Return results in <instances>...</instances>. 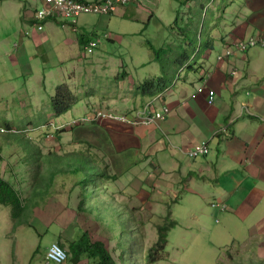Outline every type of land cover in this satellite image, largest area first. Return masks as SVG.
I'll list each match as a JSON object with an SVG mask.
<instances>
[{
    "label": "rangeland",
    "instance_id": "rangeland-1",
    "mask_svg": "<svg viewBox=\"0 0 264 264\" xmlns=\"http://www.w3.org/2000/svg\"><path fill=\"white\" fill-rule=\"evenodd\" d=\"M150 1L152 13L142 14L140 20L82 15L76 30L60 26L53 29L55 35L62 37L57 45L51 37L52 41L39 47L22 35L26 5L0 0V127L19 132L0 134V175L20 191L28 212L24 217L26 223L18 224L12 219L11 208L0 204V264H45L47 249L58 243L59 236L71 242L83 232L94 242H103L116 264H148L146 257L151 251L150 258L157 260L152 264H264V203L246 218L230 216L220 208L213 214L216 201L210 205V200L205 208L196 211L174 207L175 214L170 215L156 193L140 189L136 193L125 187L124 181L134 178L142 164L135 150L118 157L124 166L118 168L112 165L116 160L106 163L86 142L82 147L68 146L78 140L91 144L96 140V129L91 126L102 121H93L95 109L90 105L95 101L100 104L108 99L118 105L119 111L111 107L112 111L125 114L130 108L117 100L123 93L141 103L139 108L156 97L132 92L143 90L147 80L157 82L154 80L163 77L172 87L163 94L166 99L171 95L185 96L190 88L184 85V78L194 80L196 75L191 69L197 67L199 72L201 65L207 63L203 55L212 39L217 42L216 51L223 48L222 28L233 32L235 13L247 2ZM142 2L139 7L148 9L149 5ZM34 7L27 8L33 11ZM50 26H46L45 34L50 35ZM79 26L82 31L86 28L84 33L98 28L95 32L102 37V45L92 55L75 47V53L80 55L71 59L62 53L67 47L64 38L72 31L78 33L75 36L82 33ZM111 35L113 40L105 38ZM183 54L188 59L184 60ZM216 55L212 54L211 61ZM62 57L68 59L65 66ZM184 63L188 68L182 66ZM191 64L193 67H189ZM63 90L74 93L76 104L65 115L56 116L51 112L52 100ZM215 99L211 101L209 97L210 103ZM168 106L172 107L171 102ZM84 116L86 119L74 120ZM64 124L63 134L47 137L48 126L56 134L54 130ZM99 136L102 144L110 140L106 133L99 132ZM29 138L45 156L38 168L33 145L26 143ZM60 143L65 146L59 151L65 155L62 159L56 151ZM70 164L74 165L73 176L65 168ZM123 169L132 170L128 177ZM127 191L131 204L127 198L122 199ZM138 199L147 203L145 208ZM191 207L204 204L191 203ZM160 226L166 228L168 235L165 250L160 243ZM137 259L140 260L136 262Z\"/></svg>",
    "mask_w": 264,
    "mask_h": 264
},
{
    "label": "crops",
    "instance_id": "crops-1",
    "mask_svg": "<svg viewBox=\"0 0 264 264\" xmlns=\"http://www.w3.org/2000/svg\"><path fill=\"white\" fill-rule=\"evenodd\" d=\"M15 1L26 5L22 18L23 22L25 21L23 36L35 41L39 47L52 41L51 37H54L56 45L60 42L62 37L53 33L54 28H60L58 22L46 23L45 29L49 23L51 25L50 35L45 34V30L40 32L32 27L35 11L43 0ZM142 1L149 5L148 9L139 7ZM28 6L35 7L31 11ZM151 7L153 8V3L150 0H134L129 5L118 8L110 17L140 20L142 14L152 13ZM235 15L237 20L233 21V32H225L222 28L220 43L223 48L219 51H216V46L213 51L207 49L203 57L207 59L208 64L203 63L199 72L197 67L191 69L196 75L194 80L189 81L188 76L184 78V85L190 88L186 95H171L160 104L168 106L171 102L172 105L169 106L171 112L165 122L158 126L129 127L102 121L91 126L96 129L97 137L94 143L78 140L79 142L68 146L82 147L86 142L97 153L96 156L106 160V163L112 159L116 160L112 165L118 168H124L118 157L131 154L135 150L142 164L134 178L124 181L125 187L134 189L136 193L139 189L145 193H148L147 190L156 193L160 204L163 208L167 207L171 215L175 214L174 207L182 206L196 211L205 208L209 200L210 205L215 201L213 206L218 205L211 206L213 214L220 208L219 205L224 204L228 207L225 214L230 216L246 218L254 215L264 203V49L252 48L245 53L235 50L228 61H219L218 57L227 46L231 47L238 40L264 37V0H247ZM29 30L31 33H26ZM79 30L82 33L78 36L74 35L78 33L72 31L73 36L67 35L64 38L67 47L62 53H67L71 59L80 55L75 53V47L82 49L81 37L90 38V35L99 29L94 28L91 33H84L86 28L82 31L80 27ZM107 39L113 40V36ZM23 48L28 51L26 47ZM213 53L217 55L211 61ZM66 60L68 59L62 57V66H65ZM71 65L75 66L73 61ZM234 70H237L235 75ZM190 84L192 86H189ZM213 91L216 99L211 104L209 97ZM124 95L126 94L123 93L117 100L124 102L121 106L130 108L127 113L141 104ZM90 107H114L119 111L118 105L115 106L108 99L101 100L100 104L95 101ZM99 132L106 133L110 140L102 144L98 140ZM204 142L209 145V153L195 160L190 159L187 151ZM64 147L59 144L56 150L58 155H62L59 151L64 150ZM124 171L128 177L132 170ZM0 176L4 178L3 175ZM149 181L152 182L151 185ZM183 191L187 193L186 196ZM130 192H125L122 197L127 198L128 204L132 203L129 199ZM180 199L183 201L178 202ZM191 203H202L204 207H191ZM145 204V201H141L144 208Z\"/></svg>",
    "mask_w": 264,
    "mask_h": 264
},
{
    "label": "trees",
    "instance_id": "trees-1",
    "mask_svg": "<svg viewBox=\"0 0 264 264\" xmlns=\"http://www.w3.org/2000/svg\"><path fill=\"white\" fill-rule=\"evenodd\" d=\"M224 19V17H223ZM33 23H40V20H38L37 16H34ZM86 38L88 40H86ZM90 38L87 36L81 37V46L82 49L85 48L86 44H88ZM249 40V39H248ZM248 40H240V42H246ZM214 45V39L210 41V44L207 48H211L213 50ZM204 45L201 46V48ZM264 49V48H263ZM183 59H188L187 54L182 55ZM182 66L185 67V63L182 64ZM177 68V65H175ZM183 67V68H184ZM189 67H193V65H189ZM188 68V67H187ZM193 67L192 69H194ZM167 76V75H165ZM176 76V75H175ZM157 82H150L147 80V82L144 85L143 90L137 89L136 91H131L133 94L139 95L143 94V96H159L161 93L164 92V90L168 87L169 81L167 78H159L158 80H154ZM136 84V83H135ZM165 99V97H163ZM76 104V98L74 96V93L70 90H63L59 92L57 95L53 97L52 100V111L56 116L65 115L68 113L72 107ZM56 134L47 132V137L52 136L53 138L57 134H63L65 132V129H55ZM30 140L26 139V143L29 145H33L32 148L35 151V158L37 162V168L41 166L40 162L45 158V156L42 154L40 150V146H37L33 143V140L29 138ZM32 141V142H31ZM28 150V149H27ZM75 157L76 155H73ZM78 156V155H77ZM49 157V156H48ZM56 157V156H55ZM59 159H62L65 157V155H57ZM44 161V160H43ZM74 165H68L65 168L69 169L70 174L73 176ZM115 178H118V176L111 175ZM92 198V195H91ZM0 204L11 208L12 213V219L15 221V223L23 224L26 223L24 217L28 213L27 212V206L23 204V197L19 190H17L12 183L0 176ZM82 204H84V201H82ZM171 215V214H170ZM173 225H176V222H173ZM160 235H161V241L162 243V249L168 244V235L166 234V228L163 226L159 227ZM76 236V233H75ZM75 239L71 242L65 241L62 239L61 236L58 237V242L62 245L64 249H66L70 256V262L72 264H81L83 261H89L94 259L96 261V264H116L114 258L111 255L110 250L107 248V246L103 242H94L92 238L89 236L87 232H83V234L78 237H74ZM166 247L164 248V250ZM152 254H149V257H146L147 262L154 263L157 260H154L153 258H150ZM137 259L136 262H138ZM137 264V263H136Z\"/></svg>",
    "mask_w": 264,
    "mask_h": 264
},
{
    "label": "built area",
    "instance_id": "built-area-1",
    "mask_svg": "<svg viewBox=\"0 0 264 264\" xmlns=\"http://www.w3.org/2000/svg\"><path fill=\"white\" fill-rule=\"evenodd\" d=\"M131 1L132 0H106L98 3H84L77 0H46V5L38 12L37 18L40 21H44L48 18L62 17L64 20L76 24L77 19L83 14L110 15L116 12L120 5H127ZM63 27H65V24ZM38 29L42 31L44 29L43 25L39 24ZM99 43L100 40L91 42L89 52L91 53L93 48ZM237 46L240 50H246L256 46L264 48V38H253L247 42H240ZM210 100H214L213 93H211ZM169 113V108L164 107L161 110H156L153 107V102H148L143 108L135 111L133 114H113L100 110L95 113L94 118L113 120L130 126H151L164 121ZM5 132H7V130L0 127V133ZM208 153L209 146L206 142L193 147L187 152L191 159H196ZM46 261L47 264H68V253L59 244L54 243L48 250Z\"/></svg>",
    "mask_w": 264,
    "mask_h": 264
},
{
    "label": "clouds",
    "instance_id": "clouds-1",
    "mask_svg": "<svg viewBox=\"0 0 264 264\" xmlns=\"http://www.w3.org/2000/svg\"><path fill=\"white\" fill-rule=\"evenodd\" d=\"M77 1H80V2H84V3H98V2H104V1H106V0H99V1H96V2H86V1H82V0H77ZM134 0H132L130 3H132ZM129 3V4H130ZM129 4H127V5H129ZM46 5V0H43V2H42V4H41V6L38 8V9H36V11H35V15L34 16H37V14H38V12L44 7ZM127 5H123V6H127ZM139 5H141V4H139ZM123 6H119L118 8H120V7H123ZM118 8H117V10H118ZM117 10H116V12H117ZM116 12H114V13H116ZM226 11H224V13H225ZM114 13H111L110 15H100V14H92V15H99V16H104V17H110V16H112ZM83 15H91V14H83ZM82 16V15H81ZM80 16V17H81ZM79 17V18H80ZM78 18V19H79ZM77 19V20H78ZM49 21H54V22H58V25L60 26V27H62V28H74L75 30H76V28H75V26H76V24H78V21H77V23L76 24H72V23H70V22H68L67 20H64L62 17H57V18H48V19H46V20H44V21H40V23H33V25H32V27H34V28H36L38 31H40L39 29H38V25L39 24H41V25H43V27H44V29L42 30V31H40V32H43L44 30H45V25H46V23L47 22H49ZM65 24V27H63V25ZM26 33H28V34H30L31 33V31L29 30V31H27ZM101 38L102 37H100L96 32H93L91 35H90V40H89V42H88V44H86V46H85V48H84V50H85V53H86V55H92V53L94 52L93 50L96 48V47H101V45H102V41H101ZM106 39L107 38H109V36H106L105 37ZM261 38H264V37H261ZM251 39H253V38H250L249 40H251ZM255 39H259V38H255ZM98 40H100V43L95 47V48H93V50H92V52L90 53L89 52V46H90V44H91V42H93V41H98ZM248 40V41H249ZM247 42V41H246ZM238 43H240V40H238V41H236V42H234V44L231 46V47H229V46H227L226 48H225V50L219 55V57H218V59H219V61H228L229 60V58L232 56V54L235 52V50H237V51H239V52H243V53H245V52H248L249 50H251L252 48H262L263 49V47H261V46H256V47H252V48H248V49H246V50H240V49H238V46H237V44ZM215 46H216V42L214 41V45H213V48H215ZM208 50L209 49H211V48H207ZM207 49L204 51L205 53H206V51H207ZM213 51V50H212ZM185 67H187V66H185ZM196 68V67H195ZM179 73H177L176 75H178ZM235 74H237V70H234L233 71V75H235ZM175 79L177 80V78L175 77ZM135 84V83H134ZM172 89V87H171V85L169 84L168 85V87L164 90V92L163 93H161L159 96H154V97H156V99H154V100H148V101H146V102H144L143 104H142V106L141 107H139V108H136V109H134L133 111H131V112H128V113H125V114H133L135 111H137V110H139V109H141V108H143L148 102H153V107L156 109V110H161V109H163L164 107H167V108H169L170 109V107L169 106H167V105H161L160 106V104H163L164 103V99H163V94L164 93H166V92H169V90H171ZM213 94H214V99L216 98L215 97V92L213 91L212 92ZM100 110H103V111H106V112H111V113H113V114H116L117 113V111H112L111 109H103V108H97V109H95L94 110V112L92 113L93 114V121H95L96 119L94 118V115H95V113L97 112V111H100ZM170 112H171V109H170ZM120 114V113H119ZM170 114V113H169ZM169 114L167 115V117L169 116ZM166 117V118H167ZM83 119H86V116H84V117H82L81 119H74V120H83ZM101 121H106V119H100ZM111 122H115V123H118V124H121V125H123V126H129V127H138V126H130V125H125V124H122V123H120V122H117V121H113V120H110ZM163 122V121H162ZM160 123V122H159ZM159 123H157V124H153V125H151V126H158V125H160ZM48 126V125H47ZM146 127H150V126H146ZM1 128H5V127H1ZM48 128H49V130L47 131V132H51V133H53V131H51V129H50V126H48ZM6 130H7V132H5V133H16V134H18L19 132H18V130H16V129H7V128H5ZM59 129H65V124H64V126H62V127H60ZM9 130V131H8ZM55 131V130H54ZM5 133H0V134H5ZM54 134V133H53ZM201 144V143H200ZM208 144V143H207ZM197 145H199V144H197ZM196 145V146H197ZM209 146V145H208ZM195 147V146H194ZM192 149V148H191ZM190 150V149H189ZM188 150V151H189ZM209 150H210V148H209ZM187 151V152H188ZM188 155V154H187ZM207 155V154H206ZM206 155H203V156H206ZM189 157V156H188ZM200 157H202V156H200ZM200 157H198V158H200ZM190 158V157H189ZM198 158H196V159H198ZM191 159V158H190ZM192 160H195V159H192ZM214 206H218L217 204H214ZM219 207H220V209L223 211V212H227V210H228V207L226 206V205H219ZM54 244V243H53ZM57 244H59L61 247H62V245L58 242ZM52 245V244H51ZM50 248V247H49ZM49 248L47 249V252H46V256H45V264H47V261H46V257H47V253H48V250H49ZM63 248V247H62ZM64 249V248H63ZM67 253H68V251L66 250V249H64ZM67 263L68 264H72L71 262H70V256H69V253H68V261H67ZM50 264H54V263H50ZM81 264H84V262H82ZM152 264V263H151Z\"/></svg>",
    "mask_w": 264,
    "mask_h": 264
},
{
    "label": "bare ground",
    "instance_id": "bare-ground-1",
    "mask_svg": "<svg viewBox=\"0 0 264 264\" xmlns=\"http://www.w3.org/2000/svg\"><path fill=\"white\" fill-rule=\"evenodd\" d=\"M34 29V28H33Z\"/></svg>",
    "mask_w": 264,
    "mask_h": 264
}]
</instances>
